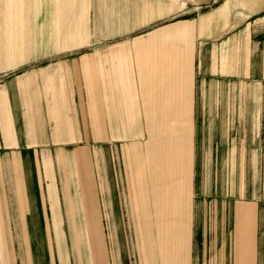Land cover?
Segmentation results:
<instances>
[{
    "label": "crops",
    "instance_id": "1",
    "mask_svg": "<svg viewBox=\"0 0 264 264\" xmlns=\"http://www.w3.org/2000/svg\"><path fill=\"white\" fill-rule=\"evenodd\" d=\"M197 151L264 168V0H0V264H264Z\"/></svg>",
    "mask_w": 264,
    "mask_h": 264
},
{
    "label": "rangeland",
    "instance_id": "2",
    "mask_svg": "<svg viewBox=\"0 0 264 264\" xmlns=\"http://www.w3.org/2000/svg\"><path fill=\"white\" fill-rule=\"evenodd\" d=\"M196 163L192 174L193 191L205 193H264V168H239V156L242 161L250 154L222 153L221 164L210 161L211 154L195 152ZM214 156V154H213ZM209 158V159H208ZM205 160V161H203ZM225 167H219L223 164ZM235 161V163L233 162ZM235 167L233 166L234 164ZM203 165H210L205 168ZM244 165V163H243Z\"/></svg>",
    "mask_w": 264,
    "mask_h": 264
}]
</instances>
